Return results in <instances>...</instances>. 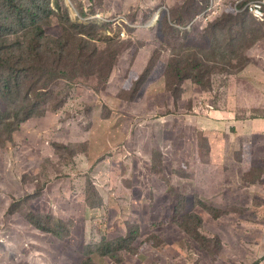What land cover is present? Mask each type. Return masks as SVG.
<instances>
[{"label": "rangeland", "instance_id": "obj_1", "mask_svg": "<svg viewBox=\"0 0 264 264\" xmlns=\"http://www.w3.org/2000/svg\"><path fill=\"white\" fill-rule=\"evenodd\" d=\"M74 1L78 2V0H61L63 5H67L72 20L77 16ZM209 1L206 4L207 0H113L109 7L114 6L117 13L123 10L130 11L128 13L130 16L115 15L120 18L103 20L99 17L97 19H89V17L78 20L77 23H81L86 28L84 31L91 33L92 38L97 40L93 47L97 48V56H103L104 60H110L106 55L109 49L119 51L118 49L123 46L116 65L122 63L119 70L128 77L130 82L127 84L128 88L133 89L135 83L149 85L150 101L159 104L160 108L164 103L161 84L163 82L166 84L169 79L165 80L160 71L167 63L155 69L158 58L161 55L162 62H167L168 56H174L179 60V55L183 56L184 53L195 54L200 60L207 57L208 53L203 50L204 44L200 35L206 33L210 24L203 23L198 17L207 8ZM233 1L227 4L228 7ZM95 3L98 1L95 0ZM177 4L199 11L206 4L200 15L192 20L194 27L200 29L204 27L201 32L191 27L188 38L189 32L177 29L168 23L166 13L172 17L181 11L180 8H175ZM155 8H159L156 13L160 10L167 11L160 18L158 14L156 21L155 13L149 23L138 26L139 17L143 21L145 12ZM224 11L222 16H215L218 18L213 21L231 13ZM232 16L238 19L241 29H244L241 35L232 31L234 50L247 49L253 39L257 40L264 35V22L256 21L243 12ZM131 20H134L135 27H152L158 23L156 28L159 32L155 38L142 37L140 32L135 34L132 30L129 24ZM244 26L247 27L248 32L243 28ZM238 29L240 28H235L234 31ZM49 31L52 34L51 29ZM229 31L218 28L216 43H222V38L228 36ZM186 46L190 48H185ZM93 47L90 43L87 45V48ZM241 62L230 59L219 67L207 64L213 68L208 79L212 74L226 71L228 67H238ZM257 65L262 71L263 60H259ZM159 73H161L160 77ZM100 75H104V70L100 71ZM113 79L118 82L119 87L120 79ZM92 81V91L88 92L83 90L84 86L72 85L68 88L65 82H59L60 87L51 89L53 94L63 91L64 102L57 106L56 102L51 100V96L42 108L46 111L44 116L32 118L22 125L17 124L12 139L6 146H0V264H255L257 260L258 264H264V223L256 224L258 229L251 227L249 231L252 233L244 235L238 232L237 220L228 221L224 225L216 222L218 216L229 207V204L224 203L229 201L230 204L246 205L250 201L248 197L244 198V192L231 191L225 184L223 188L221 186L206 188L205 195L201 197L190 195L193 191L199 190L198 183L196 185L190 179L182 181L180 175H176L175 178L170 163L174 164L176 161L179 166L184 165V168H189L191 161L195 162L194 153L189 155L178 152L176 159L172 158L175 154H169L167 150L158 152L160 155L166 153L165 159L155 152L152 154L155 140L153 134L150 135L147 130H144L141 137V141L145 144L142 147L136 146L129 127L132 117H129L124 128L121 127L122 122H114V118L111 122L108 107L109 100L116 98L115 94L109 93L107 85L100 89V84L96 80ZM251 82L257 87L261 86L254 78ZM242 84L243 81L232 77H228L226 81L217 78L213 90L217 92V86H221V92L215 95L218 102L216 99L214 102L210 94L202 98L208 99L211 105L215 103L216 109L222 108L225 104L227 105L223 106L224 108L236 102L242 103V97L246 95V91L240 93ZM104 93L107 97L103 96ZM195 93L196 98L200 100L203 92L199 87L196 88ZM124 96L130 97V91L125 90ZM6 102L7 98L0 92V110L6 109ZM25 103L29 104V101L25 100ZM185 104L186 100L181 102L184 108L178 112L186 113L188 107ZM34 111L39 112L41 108L38 106ZM159 112L157 110L156 114ZM121 113V111L117 112V114ZM253 115L260 116L259 113ZM190 116H195V113L192 111ZM147 122H151V119ZM186 131H189V136L194 137L195 123L187 126ZM227 131L231 140L230 129ZM113 133L116 134L112 135ZM106 134L109 135V140L115 141V145L113 142L108 145L110 150L121 143L123 150L126 148L129 151L123 162V169L120 164L113 163L114 166L119 167L118 174L123 171L122 176L114 175L109 167L110 161L107 157L110 155L105 152L104 145ZM38 136L40 138L37 145L30 143ZM63 138L75 140L74 144H67L69 155L64 156L56 152L54 154L47 143L56 145ZM86 139L87 141L82 143ZM195 139L201 141L203 136L197 134ZM128 141L130 143L127 145ZM226 141L229 143L227 156L230 157L231 162L227 164L230 166L226 169L219 167L217 171L220 170L219 174L224 176L223 179L227 183L232 180L228 179L230 175L235 174V169L238 168L235 162L239 161L233 160L236 156L233 150H236L237 146L240 150L243 145L235 144L234 141L230 143L228 139ZM28 147L35 150L33 155L24 164L18 165L20 152ZM192 149H195V144L192 145ZM82 150L84 153L80 152ZM244 151L243 148L242 152ZM79 154L85 156L79 157ZM87 155L95 160L101 157L92 173ZM186 156L191 157V161L184 162ZM184 168L178 170L185 173ZM217 171L215 169V173ZM197 172L203 174L206 168L198 165ZM110 180L114 184H107ZM199 182L201 186L200 179ZM42 187L43 190L40 191ZM58 187L68 191L71 196L69 200L59 203L57 207L51 203L47 204L43 215L35 212L34 207L45 204L51 194L57 193ZM222 196L225 197L223 202L219 200ZM258 200L264 204V192L260 193ZM56 209L66 216L63 222L55 218L54 215L58 214ZM255 210L262 212L264 219V205H260ZM31 211L41 215L44 225L50 232L39 230L29 222ZM242 215L244 218H240V222L244 224L253 222L249 220L253 216ZM195 217H202L206 226L197 227L199 222ZM212 222L216 228L208 234L207 226ZM19 232L25 233L26 239H21L17 234ZM217 235L225 244L223 251L219 241L212 238ZM120 236L129 240L128 242L124 240L123 250L113 251L118 248ZM104 238L108 240V244H111L110 248L113 251L108 254L109 256H103L108 247L104 245L98 248ZM113 254L115 257H112Z\"/></svg>", "mask_w": 264, "mask_h": 264}, {"label": "trees", "instance_id": "obj_2", "mask_svg": "<svg viewBox=\"0 0 264 264\" xmlns=\"http://www.w3.org/2000/svg\"><path fill=\"white\" fill-rule=\"evenodd\" d=\"M97 1L98 3H95V0L74 1L77 16L72 20L67 5H63L61 0L59 2H56V0H0V92L4 94L5 98H7V102L5 103L6 109L0 110V146H6L7 142L12 139L17 124L22 125L32 118L44 116L46 111L42 108L47 104L51 96V100L56 102L57 106L59 103L64 102L63 91H58L56 94H53L51 89L52 87H60L59 82H65V86L68 88H71L72 85H76L77 87L84 86L83 90L88 92L89 90L92 91V80H96L101 86L100 89L107 85L109 93L115 94L116 97L115 99L109 100V120L113 122V119H110V115H114V122H122L121 127L124 128L127 125L129 117H132V120L130 119L131 122L129 123L130 132L132 134L131 138L134 139L136 136L137 140H141L144 133L143 127L146 126L148 132L150 135L153 134L155 140L154 149L152 148L151 150L152 154L155 152L159 157L165 159L167 158V154L161 153L160 155L158 152L167 150L169 154H175L172 158L176 159V153L178 152H184L189 155L194 153L195 162H192L191 157L189 156H186V160L183 159L184 162H187L188 160L191 161L189 168H184V165L179 166V163L175 161L174 164L170 163V169L175 178H177L176 175H180L183 179L182 181L190 179L194 181L196 185L198 183L199 190H197V192L199 193V197L205 195L206 187L203 186L200 173L197 172L198 165H209L210 168L213 169V172H215V169L218 170L219 167H221L220 169L228 168L230 165L227 164V162L230 163L231 159L227 156V151L229 149V143L226 141V139H228L227 130L230 129L235 131V128L226 120L219 124L217 130L212 126L208 130H201L199 128V123L195 120L196 135L203 131L206 132V136L202 135L203 140L200 141L195 139L196 135L194 137L189 136V131H186V128L182 129L179 133H176L175 130L168 126L171 124V119H178L180 117L185 118V116L190 115L193 110V105L196 102V88L194 89V87H199L204 95L210 94L213 101L215 102L216 99L218 102V98L215 97V95L221 92V86H217V92L213 90L215 79L221 78L223 81H226L229 75L240 73L242 68L250 61V49L254 44L262 40L264 35L257 40L253 39L247 49L234 50L235 46L232 31L241 35L242 30L244 29H241L238 19L232 16L233 14L238 15L239 12L234 8V1L228 7L230 1L226 6L225 11L231 13L216 21L213 20L218 17H214L208 21L210 28L206 30L207 34L201 33L200 35L201 39H203V50L208 53L207 57L200 60L195 54L184 53L183 56L179 55V60L174 56H168V61L162 62L160 60L161 55L159 56L155 69H159L161 64L167 63V65L163 66L160 71L163 73L165 80L167 78L169 79L166 84L164 82L161 84L162 91L164 92V103L159 108V104L150 101L149 85L145 83H135L133 89L128 88L127 84L130 83L128 81L129 79L125 74H121L119 70V66H121L122 63H120L119 66L116 65L123 46L118 49L119 51H110L109 49L108 54L106 55L110 60H104L103 56H97V48L93 47V44L97 40L92 38L93 35L91 33L84 31L85 27H83L81 23H77L78 20L88 19L89 17L98 14H102L107 19H119L120 17L117 16L125 15L130 12L123 10L117 13L114 6L109 7L113 0ZM208 1L209 0H207L206 4ZM162 6L164 7V5ZM243 6L244 5L242 4L241 8ZM175 8H180L181 11L172 17L167 15V13L165 14L166 19L171 26L189 32L188 38L191 34L189 31L191 27L194 29L196 28V30H199L200 32L204 29V27L202 29L194 27L195 24L193 23L202 10L199 11L190 8L189 6L184 7L181 4H177ZM158 9L159 8L149 9L150 12L146 11V14L144 15L145 19L143 21L140 20L139 17L138 26H143L149 23ZM166 11L167 10H160L156 14H159L160 18ZM133 13L135 12L133 11ZM243 13L249 15L256 21L264 22V20L256 19L248 11H243ZM133 17L135 18V15ZM53 19H55L54 23ZM185 20H187L186 23ZM131 21L132 22H129V24L131 25L132 30L135 31V34L140 32L142 37L153 36L155 38L159 32L158 28H156L158 23L152 27H135L134 20ZM218 28H224L230 31L228 36L222 38V43L217 44L216 40L218 37L216 36V30ZM235 28L240 29L234 31ZM243 28H246V32H248L246 26ZM50 29L52 34H50ZM225 41L227 43L224 44L223 42ZM89 43L92 44V49L87 48ZM185 48H190V46H186ZM230 59L234 62H238V60H241L242 62L238 67H228L226 71L212 74L211 78L208 79L213 68L207 64H214L219 67L222 66L225 61ZM101 70H104V75H100ZM158 76L160 77L161 73H159ZM113 78L120 79L119 87L118 82ZM125 90L130 91V97L124 96ZM103 96L107 97L105 93ZM25 100L29 101V104L25 103ZM184 100H186L185 105L188 107V112L182 114L178 112V110H183L184 107L181 106V102ZM38 106L41 108V111L35 112L34 108ZM214 107L215 103H213V108ZM157 110L160 111L158 114H156ZM119 111L122 113L117 114ZM257 111L260 116L254 115V118L264 120V106L258 104ZM148 119H151V122H147ZM166 120L169 121L164 123ZM139 122L141 123L140 125ZM91 133L92 130L89 134L91 135ZM114 134L116 133H113L112 135ZM225 134L226 138L223 140ZM162 135L166 136L164 137ZM160 136L162 137L159 138ZM179 136L184 139L190 138L192 144L188 149H185L183 145L178 144ZM39 138V136L36 137V139L33 138L30 143L37 145ZM108 138L109 135L106 134L105 142L108 141ZM121 139L123 140L124 138L122 137ZM90 140L91 136L89 137V144ZM74 141L75 140L71 138H63V140L57 142L56 145H53L51 142H48L47 145H50L54 154L56 152L65 156L66 154L69 155L67 144H74ZM86 141L87 139L82 143ZM129 143L130 141L126 142L127 145ZM193 144H195V149H192ZM242 145L243 147H241L240 150H233V153L236 155L233 160L236 159L239 161L235 162L238 166V169L236 170L238 181L244 184V187L247 190L242 191L244 192V198L248 197V200L250 201L246 205L230 204L229 201L228 203H224L225 205L229 204V207L218 216L216 222L217 224L224 225L228 221L232 222L237 220L238 232L245 235L252 233L249 231L251 227L258 229L256 224L264 223L262 212L255 210L258 209L260 205L264 204H262L257 198V200L254 201L253 197L257 196L260 198V193L264 192V139L261 140L258 138L254 140V142L250 141ZM120 146H122L121 143L116 145L115 150L107 153V155H110L107 157L110 161L109 167L113 170L112 172L114 175L118 174L119 167L114 166L113 163L120 164V167L122 166L123 169V162L126 158L125 152L118 150ZM243 148L245 150L244 152H242ZM34 151L35 150L31 149V147H28L20 152V161L18 162V165L24 164V162L33 155ZM80 152L84 153L83 150ZM81 155L84 154H79L78 156L80 157ZM88 158L89 163L91 164L90 173H92L98 166V161L101 157L96 160L89 156ZM197 161H200V163H197ZM179 168H184L186 170L185 173L179 171ZM118 175L122 176L123 171ZM247 177H250V179ZM199 179L202 181L201 186ZM221 179L223 180V178ZM107 184L114 183L110 180ZM250 185H254L253 191L249 188ZM223 187L225 186H221V188ZM42 190L43 187L40 191ZM251 193L254 195L251 196ZM153 194H155L154 191ZM69 197L71 196H69L67 190L58 187L57 193L51 194L50 199L45 204L37 205V207H34V210L43 215L47 209V204L51 203L57 207L59 203L67 202ZM203 202L204 201H202V203ZM215 206L216 205H214V207ZM56 212L58 214L54 215L55 218L60 222H63L66 216L60 213L58 209H56ZM40 214L31 211L29 222L39 230L50 232L44 225ZM228 214L230 215L226 216ZM242 214L253 216L249 219L253 222L248 224L240 222L239 219L244 218ZM224 216L226 217L223 218ZM195 219L199 222V226L197 227L200 228L201 226H206L205 220L202 217H195ZM128 224L131 225L130 223ZM207 228L209 234L214 228H216V225L212 222L208 224ZM17 234L20 235L21 239H26L25 233L19 232ZM212 238L219 241V246L221 251H223L225 249L223 239L219 235L213 236ZM125 239L128 242L129 239L120 236L118 240V248L113 251L123 250L124 247L122 244ZM107 242L108 240L104 238L98 245V248H101L104 245L109 248L105 250L103 256H109L108 254L113 252L110 248L111 244H108ZM23 244L26 248V243L24 242ZM112 257H115V254H113ZM258 263L259 261L257 260L255 264Z\"/></svg>", "mask_w": 264, "mask_h": 264}, {"label": "crops", "instance_id": "obj_3", "mask_svg": "<svg viewBox=\"0 0 264 264\" xmlns=\"http://www.w3.org/2000/svg\"><path fill=\"white\" fill-rule=\"evenodd\" d=\"M250 50H251L250 61L242 68L240 73L229 76L232 77L233 79H237L239 81L244 82V84L240 86L241 94H243L246 91V95H244V98L242 97V103L236 102L232 104V106L224 108L223 106L227 105L225 104L222 106V108L215 109L213 108V105L208 103V99L202 98L204 97V93H201L200 95L201 99L198 100L196 98V102H195L196 104L194 103L193 105L192 111L195 113V116L187 115L185 116V118L180 117L178 119H171V124H169L168 127L175 130L176 133H179L182 129L186 128L187 126H190L196 120V122L199 123L200 125L199 128L201 130H208L211 126L217 130V127L219 126V124H221L220 121L227 120L230 122V125H232L235 128L234 132L230 130L231 140H229V135H228L229 142L233 143L234 141L235 144L237 143L241 145V144H246L250 141L254 142V140L258 138L263 140L264 120L254 118L253 113H258L257 111L258 104L264 106V100H263L264 98V38L259 42H257L256 44H254V46H252ZM259 60H263L262 71H260V68L257 65ZM252 78H254L256 82H260L261 86L257 87L254 84V82H251ZM195 88L198 87H194V89ZM198 111L200 112L199 114ZM186 112H188V109ZM113 118L114 115H110V119ZM169 120H166L164 123H167ZM143 129L148 131L146 126L143 127ZM200 134L206 136L205 131L201 132ZM225 138H226V134L223 137V140ZM178 139H179L178 144L183 145L185 149H188L192 144L190 138L184 139L181 136H179ZM133 140L136 146L142 147L145 144L144 141H141L140 139L137 140L136 136L134 137ZM118 150L125 152L127 156L128 153L127 151H124L122 148H119ZM236 150H238V146ZM204 167L206 168V172L203 174L200 173V178L203 181L204 187L208 189H212V188H218L219 186H225V184H227V187H229L231 191H235V192L247 191L246 188L244 187V184L238 181V174L236 171L235 174L230 175V178L227 177L229 180L230 179L232 180L226 183L224 179L223 180L221 179L224 176L219 174L220 171L216 170L217 172L213 173V170H210L211 168L209 165ZM237 169L238 168H236L235 170ZM234 177H236V179H233ZM253 187L254 185L249 186L251 191H253ZM190 195L199 197V193L197 191H193L192 194ZM251 195L253 196L254 194L251 193ZM254 197L258 199L257 196ZM223 198L225 197L222 196L221 198H219V200L223 201Z\"/></svg>", "mask_w": 264, "mask_h": 264}, {"label": "built area", "instance_id": "obj_4", "mask_svg": "<svg viewBox=\"0 0 264 264\" xmlns=\"http://www.w3.org/2000/svg\"><path fill=\"white\" fill-rule=\"evenodd\" d=\"M231 0H210L205 11L198 17L207 23L215 16L221 15ZM236 11H248L258 20H264V0H234ZM244 5L242 8L241 5Z\"/></svg>", "mask_w": 264, "mask_h": 264}, {"label": "clouds", "instance_id": "obj_5", "mask_svg": "<svg viewBox=\"0 0 264 264\" xmlns=\"http://www.w3.org/2000/svg\"><path fill=\"white\" fill-rule=\"evenodd\" d=\"M157 15H158V14H156L155 17H154L155 21L158 19ZM97 17H99V18L102 19V20H103V19H107V18H106L105 16H103L102 14H98V15L92 16V17H90L89 19H97ZM154 19H153V20H154ZM118 21H119V20H118ZM103 22H105V21H103ZM112 142H113L114 145H115V141H113V140H109V139H108L107 142L104 141L105 152H110V151L115 150V147H114L113 149L111 148V150H110V148H108L109 143H112ZM120 148H122V146H120ZM122 149H123V148H122ZM124 151L129 152L128 149H126V148H124Z\"/></svg>", "mask_w": 264, "mask_h": 264}]
</instances>
